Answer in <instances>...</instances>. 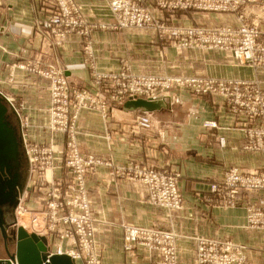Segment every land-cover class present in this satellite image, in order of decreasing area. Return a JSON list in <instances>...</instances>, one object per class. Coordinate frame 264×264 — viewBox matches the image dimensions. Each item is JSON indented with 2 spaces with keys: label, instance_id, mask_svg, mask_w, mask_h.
<instances>
[{
  "label": "crops",
  "instance_id": "obj_1",
  "mask_svg": "<svg viewBox=\"0 0 264 264\" xmlns=\"http://www.w3.org/2000/svg\"><path fill=\"white\" fill-rule=\"evenodd\" d=\"M76 1L91 23L112 25L115 20L107 0ZM0 2V91L25 103L24 112L32 117L28 129L31 139L48 142L51 137L45 129L51 102L49 80L33 71L20 69L16 70L12 81L5 79L10 65L19 61L55 64L73 83H89L96 71H115L126 65L137 74L253 80L264 89V66L241 64L231 53L221 50L179 48L161 40L152 30L95 29L92 31V56L85 52V39L79 34L68 35L61 46H50L43 34L36 31L38 19L51 6L50 0ZM166 16L171 23L181 25H216L226 19L225 15L199 11H177ZM160 97L165 106L147 113L153 122L150 130L132 123L144 112L141 110H125L118 106L111 109L107 119L98 111L85 110L81 114L79 143L84 152L119 165L139 161L177 170L181 174L179 185L185 197L182 209L167 211L148 201L143 182L128 178L124 173H113L106 166H98L89 174L88 182L103 264H153L158 256L157 252L139 246L127 249L123 240V223L175 231L178 234L179 264H196L197 236L244 242L251 247L247 264H262L264 232L246 229L245 207L264 205V194L242 190L237 207H223L216 202L211 185L230 167L264 169V152L243 148L245 137L241 116L228 108L223 97H199L183 89L171 91L166 101L164 96ZM205 120L215 121L218 126L206 127ZM60 137V134L56 137L57 148H61ZM220 137H224V145L220 143ZM60 155L56 156V165H63ZM48 175L51 179H65L67 176L60 166L52 167ZM29 186L24 185L26 194L22 196V204L29 212V221L38 222L40 226L36 229L18 224L15 207L2 205L0 259L17 255L19 226L37 236L38 241L33 240L34 250L38 252L40 246L45 245L48 255L55 252L56 234L48 233L41 212L46 208V200L39 201V194L44 191ZM54 264L85 263L68 255H58Z\"/></svg>",
  "mask_w": 264,
  "mask_h": 264
},
{
  "label": "rangeland",
  "instance_id": "obj_2",
  "mask_svg": "<svg viewBox=\"0 0 264 264\" xmlns=\"http://www.w3.org/2000/svg\"><path fill=\"white\" fill-rule=\"evenodd\" d=\"M122 3H124V0H120ZM131 4L137 5L145 10H148L151 13L152 21L149 24L138 26L135 24H131L129 21H126L123 19V15L116 12L117 10L112 5V0H107L109 9L111 10L115 20L111 23L112 25H109L108 23L103 22H95L91 23L88 21V19L85 17L83 9L81 5L74 0L76 3L81 18L82 23L81 25L74 30H70L64 33V35H59L57 32L53 30L52 27H48L45 22L49 19H51L54 15L58 14L60 11V5L57 0H50V5L48 6V9L45 14L42 15L37 23H36V31L43 34L44 38L47 39L50 43V46H61L63 45V42L67 38L68 35L71 34H79L83 36L85 39V52L92 56L93 54V48H92V31L95 29H106L108 27H111L112 29H144V30H152L154 31L158 37L161 40H166L171 43H174L179 48H199V47H192V46H182L180 43L182 41V36L178 35L179 30H176V28L182 29H188V28H202L206 30H214L219 29L221 27H234L239 28L242 25H248L250 27H253L255 25L260 26L261 28H264V0H245L240 2L239 4L230 5L227 9L218 8L216 9H210V8H203L199 6L200 0H194L193 4L187 8L184 7H174L172 0H128ZM209 3H216L221 4V0H206ZM1 5V2H0ZM180 11H199V12H209V13H216L217 15H225L226 19L220 24L216 25H206V24H200V25H181V24H173L171 21H169L168 18H166V14L168 16H172L175 12ZM166 13V14H165ZM199 49H211V48H199ZM211 50H219V49H211ZM224 51V50H221ZM229 52V51H225ZM231 53L233 57L236 59L234 53ZM238 60V59H237ZM238 62H240L238 60ZM241 63V62H240ZM246 65H252L251 63H241ZM264 66V65H261ZM17 69L25 70V71H33L35 74L49 80V91H50V108H49V118L48 123L46 125V128L50 134V140L46 142V140H36L31 139L30 132L28 129L31 125V119L32 117L29 116L24 112L25 106L24 102H19L14 95L11 94H5L2 92V95L4 98V103L7 106L8 110L6 111V117L5 121L7 125L9 126L11 132H10V138L8 135V139H0V156L3 157H11L9 156L10 149H15V157H12L11 159H8V162L10 163L8 174H14V179L11 181H15L16 186V197H17V204L14 205L15 212L16 213V221L22 224L24 220H29V212L26 210V206L22 204V196L26 194V187H24L25 184H29L30 188H35V190L44 191L40 192L39 194V201L45 199V207L43 211H41L44 215V221H45V227L48 230L49 234H56V249L55 252L59 247H63L64 250L69 249H79L80 247V238L75 231V227L71 225L70 223H65L60 217H62L64 213L68 214L70 212H80L79 208L74 207L73 201L75 197L78 195V188L83 187L86 192V198L89 202V209L90 214L93 221V239L96 245V251L99 255L100 262L103 264L102 259V252L101 247L97 242L96 238V224L97 219L93 215L91 210V198L89 196V182H88V176L90 173H92L98 166H106L110 168V171L113 173H124L127 175L128 178L138 180L144 183L147 189V197L148 201L157 207H161L167 211H175L182 209L184 206L185 197L184 194L180 188L179 185V179H180V172L173 169H163L157 165L147 163H141L139 161H131L128 164H115L112 160L104 159L103 157L97 156L93 153L84 152L80 146L79 143V121L81 118V114L85 110H91V111H98L105 119H107L110 115L111 109L121 106L123 107V104L129 100V99H137V98H155L158 96H164V101H166V97L170 95L171 91L175 90H187L195 96L199 97H210V98H224L227 102L228 108L230 110L233 109L234 103L232 100V97L230 95H226L217 91L213 92H197L189 87H180L175 86L174 84L171 85L168 88H160L156 95L154 96H138L136 98L126 97L129 95H125L123 99L116 98L114 99L112 96L115 93L116 85L115 82L112 81L109 78H100V75L104 74H118V75H124L126 77L132 78V77H138V76H155L158 78H170L173 76H183V77H208L211 79H219L204 75H159V74H137L129 70V68L125 65V67H122L119 70L115 71H96L93 74V77L91 78V81L89 83H73L68 76L65 74L64 70L56 66L55 64H47L43 65L41 61H37L36 63H31L29 61L23 62L19 61L14 64H11L9 67L8 73L5 75V79L8 81H12L14 74ZM55 69L61 71L60 73L64 75L67 79V85L71 91L68 90V96H61L59 98H56L54 93V80H52L50 77L46 76V72H50L49 70ZM235 80V79H233ZM248 82H253L256 84V86L261 90L264 91L263 88L260 87L258 82L256 81H249V80H243ZM74 90H82V91H88L89 93L94 94H103L104 100L106 101V111L104 112L101 109L94 108L92 105H95L91 101H88L87 105L80 103V98L76 95V93L72 92ZM230 97V98H229ZM102 99V98H101ZM103 100V99H102ZM240 110L235 111L237 114L241 116V123H242V130L245 137V142L243 144V148L247 151H256V152H264V135L260 136L258 135L257 131L259 129H264V113L260 115H252L249 112V109L247 107H242ZM54 108H64L66 110L67 116H68V127L65 130H58L54 129L52 127L53 122V114L52 111H54ZM234 110V109H233ZM18 111V112H16ZM148 112H143L137 116V118L134 120L133 125L136 127L142 128V129H152V125L150 128H144L137 125V121L140 116L147 115L150 117ZM151 119V117H150ZM207 120L203 122L205 125ZM207 127V126H206ZM133 127H131L132 129ZM215 128V127H213ZM251 132H254L253 136H249ZM249 133V134H248ZM61 135V148H57L56 146V137L57 135ZM222 137H220L221 139ZM224 138V137H223ZM75 143L79 152L83 156H89L90 154L95 155L97 158H101L104 161L112 162L114 166H109L107 164H100V165H94L92 167V170H88L87 172L84 171L82 174V180L78 178V173L76 172L75 168L68 164L69 161V154L70 151L73 150V146H71L72 143ZM221 143V142H220ZM222 144V143H221ZM56 145V146H55ZM64 145V146H63ZM224 145V144H223ZM252 145V146H250ZM60 153L62 159H63V165H56L55 159L57 154ZM60 166L66 171V178L61 179L59 177L52 178L50 175H48V171L52 169V167ZM116 166H126L128 168V171H118L116 169ZM140 169H154L156 171L162 172V173H170L177 177V188L181 195V206L178 208H170L167 206H163L160 204H156L151 199V192L149 185L142 179V176L139 175V173H136L134 170L135 168ZM94 168V169H93ZM237 168L242 174L248 175L251 177H254L256 179H259L256 181V185L254 186H241L238 189V192L233 195L232 192H228L224 188V182L227 183V179L229 174L233 169ZM11 170L14 173H10ZM29 172V173H28ZM50 177V178H49ZM29 178V179H28ZM28 180V181H27ZM5 185L7 187L8 183L2 181V185ZM213 185H218L215 189ZM73 188H77V191L75 192ZM242 190L246 191H261L264 194V169H258V170H252L250 168H243V167H230L227 169L222 176V178L216 180L211 185V191L215 193L216 202H218L219 205L223 207H229V208H235L239 205V194ZM46 197V198H45ZM61 202L63 203L62 207L57 208V216L56 218H52V213L55 210L53 208L54 202ZM246 229L251 231H257V232H264V205H256V204H250L246 205ZM28 212V213H27ZM36 213V212H35ZM39 217H42L39 216ZM18 223V224H19ZM32 224V223H31ZM23 225V224H22ZM26 226V225H25ZM126 226H138V227H147V228H153L162 230L165 232L172 233L174 235V246L176 251V259L175 264H179V256H178V246H177V239L178 234L171 230V229H165L161 227L156 226H141V225H135V224H127L123 223L121 225L123 230V240L125 247L127 249H133L135 246L142 247L143 249H146L150 252H157V258L153 262V264H158L163 256L159 249L157 248H149L145 244H143L140 240H133L128 241L126 236ZM26 229V228H25ZM71 232L69 235H66V232ZM197 240V251H196V264H207L212 262H204L200 255V245L201 241H211L214 243H218L221 245V248L219 249V253L221 255H233V254H243L244 257L235 262L231 263H225V264H247L248 263V252L251 249V247L240 241L233 240L231 238H215V237H206V236H197L195 237ZM68 244L67 247L64 246V244ZM234 247H232V246ZM54 252V253H55ZM261 252L263 255V262L264 264V246L261 248ZM70 256V255H68ZM73 258L72 256H70ZM75 259V258H73ZM84 261L85 264L87 260L79 259Z\"/></svg>",
  "mask_w": 264,
  "mask_h": 264
},
{
  "label": "built area",
  "instance_id": "obj_3",
  "mask_svg": "<svg viewBox=\"0 0 264 264\" xmlns=\"http://www.w3.org/2000/svg\"><path fill=\"white\" fill-rule=\"evenodd\" d=\"M60 5V11L45 24L52 27L59 35H64L65 32L77 29L82 18L79 9L74 0H57ZM194 0H172L174 7L187 8L193 4ZM245 0H221V4L209 3L206 0H200L199 6L203 8L227 9L229 4L235 5ZM112 5L117 10L116 12L123 15V19L131 24L143 26L152 21L151 13L137 5L131 4L128 0L122 3L120 0H112ZM179 30L178 35L182 36V46H192L199 48H211L229 51L234 53L236 59L241 63H251L252 65H264V28L258 25L250 27L242 25L239 28L221 27L214 30H206L202 28H188ZM45 75L54 80V93L56 98L68 96L67 79L64 75L55 69L49 70ZM100 78H109L115 82L116 90L113 98H136L138 96L147 95L149 97L156 95L160 88H168L171 85L180 87H189L197 92H213L217 91L232 97L234 111L240 110L242 107H247L252 115H260L264 113V91H261L255 83L233 80V79H211L208 77H183L173 76L170 78H158L155 76L145 77L138 76L129 78L124 75L110 74L100 75ZM80 98V103L87 105L91 101L98 108L106 111V101L103 94L89 93L88 91L74 90L72 91ZM229 97V98H230ZM103 100H102V99ZM18 112V111H16ZM53 122L52 127L58 130H65L68 127V116L64 108H54L52 111ZM137 125L144 128H150L152 125L151 119L147 115H142L137 121ZM205 126L217 127L215 121H206ZM258 135H264V129L257 131ZM249 134V133H248ZM253 136L251 132L249 136ZM222 144H225V139H220ZM73 150L70 151L68 164L73 166L78 173V178L82 180L84 171L92 170V167L100 164L114 166L112 162L104 161L97 158L95 155L83 156L79 152L76 144H71ZM252 146V145H250ZM94 169V168H93ZM118 171H128L126 166H116ZM136 173L142 176V179L149 185L151 199L154 203L167 206L170 208H178L181 206V195L177 188V177L170 173H162L154 169L135 168ZM254 177L242 174L237 168L233 169L228 176L227 183L224 182V188L233 195L238 192L241 186L256 185ZM216 189L217 186L213 185ZM76 192L77 188H73ZM74 207L79 208L80 212L64 213L60 217L65 223H70L75 227L80 238L79 249L64 250L59 247L57 251L50 252L49 256L70 255L75 259H86L88 264H101L99 255L96 251V245L93 239V219L90 214L89 202L86 198V192L83 187L78 188V195L73 201ZM52 218L57 216V208L62 207L63 203L54 202ZM71 232H66L69 235ZM126 238L128 241L140 240L149 248H157L162 253V260L158 264H175L176 251L174 246V235L158 229L126 226ZM232 246V245H231ZM233 247V246H232ZM221 245L211 241H201L199 255L204 262H212L207 264H225L241 260L243 254L221 255L218 254ZM234 248V247H233ZM85 260V261H86ZM15 264L17 262L15 261Z\"/></svg>",
  "mask_w": 264,
  "mask_h": 264
},
{
  "label": "water",
  "instance_id": "obj_4",
  "mask_svg": "<svg viewBox=\"0 0 264 264\" xmlns=\"http://www.w3.org/2000/svg\"><path fill=\"white\" fill-rule=\"evenodd\" d=\"M4 98L5 97L0 92V139H6V135H9V132H11L5 121V115L8 108L4 103ZM163 106H165V103L163 102V98L159 96L150 99H129L123 104V109L151 112ZM8 188L10 191H7L5 185H2V181H0V205L7 202H11L14 205L17 204L15 181H10L8 183ZM17 237V255L6 259H0V264H15V261L17 264H54L58 254L49 256L45 245L42 247L40 246L38 252L36 251L37 249L34 250L35 245L33 244V240L38 241L37 236L34 233L29 234L23 226H19Z\"/></svg>",
  "mask_w": 264,
  "mask_h": 264
},
{
  "label": "flooded vegetation",
  "instance_id": "obj_5",
  "mask_svg": "<svg viewBox=\"0 0 264 264\" xmlns=\"http://www.w3.org/2000/svg\"><path fill=\"white\" fill-rule=\"evenodd\" d=\"M6 136H7L6 139H8V135H6ZM9 138H10V132H9ZM14 153H15V149H14V151H13V149H10V151H9V156H11L10 158L9 157L7 158V157L0 156V181H4L6 183H9L12 179H14V174H11V175L8 174V169H9V166H10V163L8 162V159H11L12 157H15ZM10 173H12V172H10ZM6 190L10 191L8 186L6 187ZM2 205H3V207L4 206L5 207H9V205L11 207H14V204H12L11 202H7V203L1 204L0 205L1 208H2Z\"/></svg>",
  "mask_w": 264,
  "mask_h": 264
},
{
  "label": "bare ground",
  "instance_id": "obj_6",
  "mask_svg": "<svg viewBox=\"0 0 264 264\" xmlns=\"http://www.w3.org/2000/svg\"><path fill=\"white\" fill-rule=\"evenodd\" d=\"M22 224L28 228H36L38 229V227L40 226V224L38 222L32 223L29 220H24V222H22Z\"/></svg>",
  "mask_w": 264,
  "mask_h": 264
}]
</instances>
